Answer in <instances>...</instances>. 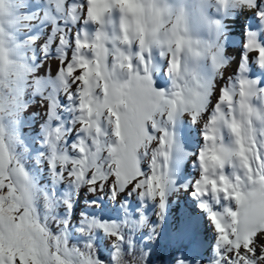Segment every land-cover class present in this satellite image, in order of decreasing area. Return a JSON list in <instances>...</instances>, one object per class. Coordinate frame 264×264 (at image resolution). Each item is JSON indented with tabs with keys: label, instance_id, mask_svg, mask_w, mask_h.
<instances>
[{
	"label": "snow or ice",
	"instance_id": "6c2138e0",
	"mask_svg": "<svg viewBox=\"0 0 264 264\" xmlns=\"http://www.w3.org/2000/svg\"><path fill=\"white\" fill-rule=\"evenodd\" d=\"M214 2L225 13L254 10L264 21V0ZM64 3L57 0V7ZM210 3L86 0L85 20L99 29L94 37L76 32L74 41L61 32L58 47L59 75L66 89L77 86L69 96L78 98L79 121L90 141L73 145L75 157L58 155L53 143L50 160L57 180L66 173L93 196L75 228L84 243L70 244L68 216L52 230L55 194L37 188L0 129V264H156L161 255L164 264H264V86L248 75L251 53L264 67V41L256 31L246 32L237 73L220 88L209 113L215 79L229 64L222 22L205 12ZM15 8V0H0V111L5 88L17 90L35 71L13 61L5 46L4 23L22 18ZM114 10L120 13L119 32ZM76 12L72 5L73 20ZM197 16L208 37L197 34ZM133 44L139 49L135 53ZM154 47L168 58L170 90L155 87ZM202 61H210L212 75L199 71ZM185 114L192 124H202L198 151L186 149L177 137L176 120ZM192 156L188 172L184 164ZM181 193H187L183 201ZM41 196L48 209L43 218L36 207ZM63 204L70 215L72 200ZM97 243L107 252L104 259Z\"/></svg>",
	"mask_w": 264,
	"mask_h": 264
},
{
	"label": "rangeland",
	"instance_id": "374dc122",
	"mask_svg": "<svg viewBox=\"0 0 264 264\" xmlns=\"http://www.w3.org/2000/svg\"><path fill=\"white\" fill-rule=\"evenodd\" d=\"M16 9L15 14L19 17H22L14 24H10L7 21L4 23L3 27L11 26L13 34H18L22 39L18 42L9 41L5 38V46L9 49L10 58L13 61L19 60L20 64H26L34 68L35 71L28 74L26 77L22 78L19 81V88L17 92L9 95L11 98V105L7 110L0 111V129L3 130V135L6 144L8 145L9 151L12 153L14 158L23 165L24 170L28 173L32 182L37 186V188L42 187L51 192L55 191V185L57 179L54 176L53 170L50 167V160L53 156V143L56 144V153L58 155L67 154L69 156L75 157L79 153L73 145L79 143L81 139L90 141V138L86 135H81L77 133L78 126L76 121L73 120L72 116L68 115V111L65 110L64 118L59 119L58 122H55L53 126L48 131V126L50 124V118L44 119L41 114V104L40 98L42 93L45 92L44 98L50 96L51 91V76L46 73V66L52 59L56 58V52L54 51L53 41L57 31L54 29L55 19L48 17V15H43V2L41 0H15ZM42 7V8H41ZM71 8L68 10V13H65L66 19H71L70 16ZM60 14V13H59ZM112 19L119 23L120 14L113 12ZM23 17H28L24 19ZM212 19L211 17H208ZM50 22L51 24H44ZM53 25V26H52ZM109 33L113 31L112 26L106 28ZM116 32H119V24L115 25ZM78 32V31H76ZM73 30H70L69 36L74 41L75 33ZM82 33V32H81ZM203 37H208L209 32L207 27L197 33ZM40 44L43 47H40ZM45 45H47L48 51H45ZM120 47L126 50V45H120ZM36 49L34 55L31 54V51ZM74 48V44L72 50ZM33 49V50H32ZM199 71L206 75V71L211 68L210 61H204L200 63ZM203 65V66H202ZM143 71V67H138ZM38 74L39 76H37ZM151 75L155 82V87L158 89L170 90L172 88V82L167 85L164 84L163 79L159 78L151 67ZM64 86L61 80L58 81L57 89H62ZM53 93V90L52 92ZM10 116H19L20 124L18 128L25 134L26 140L29 143L38 149L37 165L29 166L22 162L21 153L18 152L15 148L11 147L10 139L8 137L9 132V117ZM184 116V115H183ZM179 117L176 120L175 130L177 137L180 141L183 142V145L186 149L190 151H198L199 142L198 135L195 133V140H192L191 137L192 131L187 130L182 132L178 128L179 123L187 124L190 127L191 121L188 120V117L184 118ZM41 119V120H40ZM59 129L60 139L55 141L52 139L53 134ZM178 130V131H177ZM197 135V136H196ZM195 160L196 157H190L184 164L186 171L192 172L193 167L191 165L192 160ZM61 182V188L63 190L64 199H71L73 202V209L71 214L67 213V210L63 203L57 206L56 210L58 214L62 216L61 220L68 216L70 223L68 225L70 232L75 230L78 222L81 219V214L89 209V201L93 199V196L87 193V188H77L68 178L65 173V179ZM187 196V193H181L180 198L183 199ZM135 199V198H133ZM37 211H39L38 205L36 204ZM42 217V216H41ZM207 224V221H204ZM58 228V226H57ZM211 231V229H209ZM109 244L108 241H104V245L107 247Z\"/></svg>",
	"mask_w": 264,
	"mask_h": 264
},
{
	"label": "bare ground",
	"instance_id": "6f19581e",
	"mask_svg": "<svg viewBox=\"0 0 264 264\" xmlns=\"http://www.w3.org/2000/svg\"><path fill=\"white\" fill-rule=\"evenodd\" d=\"M43 2V15L48 17H52L55 19V30L57 34L55 36V42L53 43L54 51L56 52V58L52 59L46 66V73L51 76V91L50 96L44 98L45 92L42 93L43 98L40 99V104L42 105L41 114L43 120L50 118V124L48 126V131L53 126L55 122H58L59 119L64 118L65 110L68 111V115L73 117V120L76 121L78 126L77 133L81 135H86L87 133L82 129L79 116L81 115L77 105L78 98L73 96L70 98L69 93H75L76 85L72 84L70 89H66L65 85L62 89H57L58 81L61 80V76L59 75L60 68V53L62 52V48L58 47L59 45V35L61 32H66L69 36L70 30L74 32H84L87 31L89 37H94L96 31L99 29V25L88 20H85L86 16V0H65V3L57 7V0H41ZM75 5L77 8L76 12V20L72 19V14L70 11L71 19H66L65 13H68V10ZM81 5H84L81 8ZM42 8V7H41ZM113 12L119 13L118 10H114ZM112 12V13H113ZM205 12L208 17L212 19H220L223 26V34L221 36V41L224 44V54L229 58L228 66L223 70V77L217 76L215 79V91L212 95L211 102L209 105V113L215 105L216 99L219 96L220 88L227 81L228 77L235 76L237 73V69L241 64V56L244 53V42L246 39V32L249 29L256 31L259 35L261 41H264V21H261L258 17L255 16L254 10L250 11L247 9H229L227 13H225L221 8H218L215 5L214 0L212 3L205 6ZM60 13V14H59ZM120 14V13H119ZM112 16V14H111ZM113 17V16H112ZM51 24L50 22L42 23ZM115 25L119 23L117 21L114 22ZM53 26V25H52ZM203 22L197 16L196 29L197 33L202 32L205 29ZM70 37V36H69ZM40 47H43L40 44ZM33 50V49H32ZM74 50V48H73ZM72 47L68 49V56L71 59L73 54ZM128 50V46L126 47V51ZM138 46L133 44L132 51L137 52ZM36 53V49L34 48L31 51V54L34 55ZM147 55V54H146ZM255 53H251L248 58V75L253 78H258L261 82V86H264V67L260 66L258 62L255 60ZM151 67L154 70V73L161 79H163L164 84H168L172 82V75L168 72V58L167 56L161 55V49L154 47L152 49L151 57ZM133 62L137 65V67H143L140 63L139 58L134 56ZM204 63V61H202ZM201 65H199L200 67ZM203 66V65H202ZM212 67L206 71V75H212ZM39 76L38 74H36ZM53 90V93H51ZM209 113H205L204 119H207ZM190 120V117L185 114ZM183 116V118H184ZM182 118V116H181ZM184 118V120H186ZM41 120V119H40ZM179 121V119H178ZM180 122V121H179ZM182 132L190 129L192 131L193 137L192 140H195V133L198 135L199 147L203 143V138L201 135L202 124H192L187 126V124L179 123L178 125ZM178 131V130H177ZM196 135V136H197ZM230 139V137H228ZM194 161V159L192 160ZM192 165V162H191ZM193 167V166H192Z\"/></svg>",
	"mask_w": 264,
	"mask_h": 264
},
{
	"label": "trees",
	"instance_id": "16d2710c",
	"mask_svg": "<svg viewBox=\"0 0 264 264\" xmlns=\"http://www.w3.org/2000/svg\"><path fill=\"white\" fill-rule=\"evenodd\" d=\"M4 29H5V38L7 40L13 41V42H18L20 39H22L20 37V35L13 34L11 26L4 27ZM15 62L20 64L19 60H16ZM17 90L10 92L9 95L14 94V92H17ZM19 118H20L19 116H10L9 117L8 137L10 139V145H11V147L15 148L18 152L21 153V157H22L21 160L24 164L29 165V166H35V165H37V157L39 155L38 149L36 147L32 146L29 143V141L26 140L25 134L18 128V126L20 124ZM58 134L59 133L55 132L52 136V139L57 141L56 136ZM38 189H40L41 192L47 191V189L42 188V187H39ZM47 192L49 194H52V193L55 194V198L58 201L57 206L60 205L61 203H63V200H64L63 190L61 188V182L59 180L56 181L55 191L51 192V190H48ZM36 204L38 205L39 211L42 214L41 215L42 218L44 216L48 215V209L45 207V202H44L42 196L36 201ZM57 206H56V208H57ZM56 208L53 212L55 219L49 221L50 227L52 228V230L54 232L59 230L57 228V221L61 220V218H62V216L60 214H58ZM113 218H115V216H113ZM69 237H70V244L82 246V244L84 243V237L78 231H75V230L72 231L71 233H69ZM97 249L101 252V259H104L107 255V252L103 248H101V245L99 243H97ZM164 260H165V257L163 255H161L158 258V260L156 261V264H164Z\"/></svg>",
	"mask_w": 264,
	"mask_h": 264
},
{
	"label": "clouds",
	"instance_id": "9594fccd",
	"mask_svg": "<svg viewBox=\"0 0 264 264\" xmlns=\"http://www.w3.org/2000/svg\"><path fill=\"white\" fill-rule=\"evenodd\" d=\"M11 105V98L9 96V91L5 88V100H4V110H7Z\"/></svg>",
	"mask_w": 264,
	"mask_h": 264
}]
</instances>
